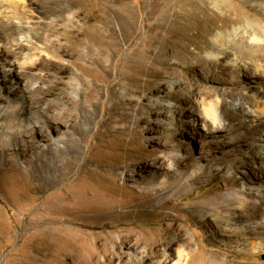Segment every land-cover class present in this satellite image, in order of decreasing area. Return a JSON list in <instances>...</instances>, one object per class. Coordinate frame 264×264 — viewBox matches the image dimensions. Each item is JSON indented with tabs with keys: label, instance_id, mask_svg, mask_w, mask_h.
I'll use <instances>...</instances> for the list:
<instances>
[{
	"label": "rangeland",
	"instance_id": "rangeland-1",
	"mask_svg": "<svg viewBox=\"0 0 264 264\" xmlns=\"http://www.w3.org/2000/svg\"><path fill=\"white\" fill-rule=\"evenodd\" d=\"M236 1L246 7L242 15L251 11L264 24V1ZM2 2L12 25L0 28V264H178L181 245L166 253V263L152 245L168 225L179 228L176 215L185 221L179 230L201 241L208 261L264 264V116L258 112L261 121L253 123L249 108L264 107V78L243 77L232 50L220 62L208 59L216 53L206 50L213 46L208 31L224 28L225 9L210 0L166 10L157 0ZM246 24L229 23L224 31ZM159 25L172 38L157 56ZM65 29L82 35L85 57L93 44L87 33L101 41L100 33L113 30L117 57L104 66L55 57V50L76 47L58 41L54 31ZM28 33L30 43L20 40ZM147 86L162 88L148 94ZM50 88L57 91L45 95ZM211 105L222 112V131L206 117ZM139 165L145 168L137 173ZM169 182L191 187L172 190L161 207L158 191ZM216 197L224 211L247 206L245 215L235 212L233 229L242 233L236 244L191 209ZM193 257L194 264L201 258Z\"/></svg>",
	"mask_w": 264,
	"mask_h": 264
},
{
	"label": "bare ground",
	"instance_id": "bare-ground-1",
	"mask_svg": "<svg viewBox=\"0 0 264 264\" xmlns=\"http://www.w3.org/2000/svg\"><path fill=\"white\" fill-rule=\"evenodd\" d=\"M17 1H19L21 3V2H24L25 0H17ZM57 1H59L60 4L69 2V0H57ZM164 1L165 0H157V2H156L157 7L158 8L161 7L160 10H166V8H169L170 6L173 7L174 5H180V4H182L183 0H169V2H167V4ZM210 1L212 2L213 7L216 8L217 10L220 11L222 8L225 9V14L221 13V15L224 16V17L221 16L224 20V28L227 27L229 23L237 24V23H243L244 22L247 24L244 25L243 27H241L240 29H235V30H231V31H226V30L224 31L223 27L218 32H215L212 30L208 31L209 34H211V36L213 37V46L207 47L206 50L212 49V50H215V52H216V53H210L209 55H207L208 59H212L214 61L220 62L221 60L227 59L230 55H232V53L230 51V50H232V52H234L233 53L234 56H233L232 66L235 67V69L237 71H240L239 69H241V68L245 69L246 73L243 74V77H248L250 79V76L255 75L254 77L256 79L264 78V66H263L264 65V24H262L261 20L256 19L254 13H252L251 11H248V12H250V14L242 15L241 11H243V9H245L246 7L238 5L236 0H231V1L210 0ZM258 1L263 2L264 0H258ZM5 5L6 4L3 3L2 0H0V15L2 14V16H0V17L2 19H5L4 22L0 25V28H1V30L5 29L7 31V30L11 29L12 24H11L9 18L7 17V15L4 14L3 10H5L4 9ZM72 6L73 5L69 3L68 6H66V7L67 8L69 7V9H70V8H72ZM238 6L240 9H238ZM178 13L181 14V12H178ZM17 29L19 31H22L23 25L20 23L17 26ZM163 29H164V25L158 26L157 35L154 37V43H157L160 40V36H162ZM205 31L206 30H203V31H201V33L203 32V34H204ZM169 33H171V32H169ZM54 34H56L58 41H64V42L66 41L67 43H71L73 45H76L75 48H71L70 50H64V49H62L60 51L55 50V53H54L55 57L61 56V57H69V58H76V59H83V57H84L86 62H90V61L91 62H97L98 64H102L103 66L105 64V60L109 61L110 59H115L117 57L119 46L117 43L116 34L111 29L105 30L104 33L99 34V36L103 37V40L101 38H99V39H101V41H96L97 36L95 37L94 32H89L85 35L89 39L90 43L93 42V44H90L88 46L89 52H88V55L86 57L80 53L79 47L82 46L83 41H82V39H79V37L82 35L78 34L77 31L65 29V30H62L60 33L58 31H54ZM21 37L22 38L20 40H24V42H28V43H30L33 39L31 37L30 33H28L27 35H24V36L22 35ZM83 37H84V35H83ZM164 38H166V39H164ZM171 38H172V36L170 34H168L165 37L162 36V39H163L162 43L158 42V44H159L158 49L159 50H158L157 56H160L162 54V45L164 46L165 44L169 43L171 41ZM97 44L98 45L100 44V45L98 46ZM18 45H20V41L14 42L12 44L13 47H17ZM94 46H97L99 50H95ZM44 52L48 53L47 51H44ZM246 60L252 62L251 65L249 63H246ZM241 61L242 62L244 61L245 63L243 64V63H241ZM259 63L260 64L262 63L263 65H260ZM76 67L80 71H82L83 73L92 74L94 72V69L92 67L87 66V65H82V64L76 63ZM194 69H197V67H193L192 69L189 68L188 70L190 71V70H194ZM237 71H236V73H238ZM125 75L124 76L121 75L122 81L126 80ZM234 75L237 76V74H234ZM129 76H131V75H129ZM237 77H239V76H237ZM249 82H252V81H249ZM146 88H147L146 90L148 91V94H153L154 92H158L162 87H158L155 90L151 89L148 86ZM56 91H57L56 88H50L46 91L45 95H48L51 93L53 94ZM145 93H146V91H145ZM161 106H162L161 110L165 109L167 111H172V105L171 104H167V105L161 104ZM249 108H250V115H251V117H253V119H252L253 123L261 121L258 112L264 116V107L260 108L257 105V109L251 108V107H249ZM234 110L236 112L237 111L238 112L244 111V107L240 106L239 108H237L235 106ZM205 113H206L207 119L210 120V123H212L218 129L217 131H220V130L222 131L223 130L222 126L224 124L222 123L221 118H220L222 112L219 108V105H211L210 108H208V110H205ZM65 114H66V112L64 114L63 113L60 114L59 121H63L62 118ZM259 125L264 126V124H259ZM29 147H32V146H29ZM177 164L179 165V163H177ZM149 165L150 164L146 165V167H148ZM144 168H145V166L139 165L136 168L137 173L142 171V169H144ZM261 175H262V178H264V171L261 172ZM178 179L179 178H176V180H178ZM151 185L153 188L154 185L153 184H151ZM190 185H191L190 182H187V183H181L180 182V183H177L175 186H173L170 182L165 183L163 185L162 189H160L158 191V194L161 193L160 196L157 195L158 198H161V202H159L161 207L164 205L165 200H168L171 198L172 190L175 189L176 192H174V193L179 194L181 192L187 191L188 187ZM154 192H156V191H154ZM227 198H232V196L227 195ZM227 198L225 197V200ZM216 199L218 200V197H216L213 202L211 201V202L199 204V205H196L194 207H191V209L199 212V214L202 218L201 223H208V217L212 218L213 224H207V227L209 229H211L210 227L212 225H214L219 230L221 229L222 232H224V237L229 238L231 240V242L236 244L237 240H239V238L242 234V233L241 234L238 233L236 229H233L234 228L233 226L235 225L233 221L238 220L237 219L238 217H236V214H237L236 209H238V211L242 210L243 212H240V213L245 215L246 213H248V210H246L247 206L245 204L244 205L241 204L240 206H242V207L241 208L240 207H234L233 212L230 210L224 211L222 208V205L218 204L216 202L217 201ZM232 199L235 200L236 196H235V198H232ZM123 205H124V203L122 204V206ZM108 206L110 208H115L117 205L112 204V205H108ZM249 209H250V207H249ZM260 210H264V205H261ZM75 212H74V214H75ZM235 212H236V214H235ZM71 214H73V213H71ZM98 214H100V213H98ZM112 214H114V213H112ZM96 216H97V218H100V219H103V217H104V215H96ZM106 218H108V217H106ZM178 218H179V216L176 215V216H173V218H171V219H177V224L180 223V221H181V223L179 224V228H175L174 227L175 225L174 226L168 225V228L165 230V232H167V233L162 235L161 239H157L155 241V243L152 244L155 247L154 249H156V253L159 255V257H164V259H165L164 263H166L167 260H170L172 257L171 255L167 256L166 253L172 251L174 246H176V245L180 246L181 245V249L178 252V257H179V263L178 264H194V262L192 260L194 258L193 257L194 255L201 256V258L198 259V262L196 264H216V262H214V261L213 262L208 261L207 260L208 258H206L207 256L205 255V253L204 254L201 253L202 252V244H201V241L197 237L195 238V241H194V240H192L193 238L188 233L179 230L181 228V224H183L185 221L183 219L179 220ZM91 219H93V218H91ZM168 234L170 236H168ZM171 235H173V237H171ZM193 236L195 237V234ZM209 237H210V235L207 236V238H209ZM130 243H131L130 238H127V240L125 242H123L122 244H123V246L124 245L129 246ZM139 264H142V263H139Z\"/></svg>",
	"mask_w": 264,
	"mask_h": 264
}]
</instances>
